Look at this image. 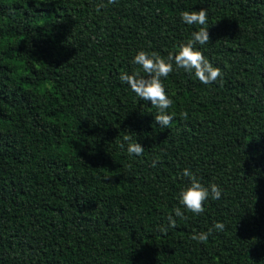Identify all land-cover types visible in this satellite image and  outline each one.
<instances>
[{"label":"trees","instance_id":"obj_1","mask_svg":"<svg viewBox=\"0 0 264 264\" xmlns=\"http://www.w3.org/2000/svg\"><path fill=\"white\" fill-rule=\"evenodd\" d=\"M200 27L222 78L173 62L162 128L120 74ZM185 168L221 189L202 214L177 200ZM0 264H264V0H0Z\"/></svg>","mask_w":264,"mask_h":264},{"label":"clouds","instance_id":"obj_2","mask_svg":"<svg viewBox=\"0 0 264 264\" xmlns=\"http://www.w3.org/2000/svg\"><path fill=\"white\" fill-rule=\"evenodd\" d=\"M107 3L116 4L117 0H107ZM101 7H106V5H98L95 9L97 13L100 12ZM180 16L183 22L188 25L203 26L208 23V12L204 8L192 11L184 10L180 13ZM209 41L208 28L200 27L198 31L191 33L190 39L176 45L174 51L168 53L167 59L155 51L148 53L143 49L139 50L135 54L133 62L140 65L147 76H142L139 71L132 74H128L127 72L120 74V80L126 82L137 97L145 101H151V105L158 110L155 113V121L162 128H167L174 116V113L169 114L167 111L172 108L173 101L166 93L161 80V77L166 78L173 71V62L177 69L182 68L185 72L194 73V77L204 85H209L222 78L221 69L213 66L202 51L196 47L197 45L203 46ZM180 115L184 120L188 118L186 111ZM122 141L119 146L123 149L126 142L129 156L143 155L144 147L140 143L134 142L130 135H124ZM156 162V160L153 161V166H155ZM181 175L188 178L189 183L180 188L177 200L188 212L195 215L202 214L205 210L204 202L208 200L209 196L213 200L221 197V189L217 184L212 183L210 186H205L191 169H183ZM173 211L175 216L184 217V212L181 211L180 207H175ZM168 221L169 227L176 226V221L172 214H169ZM224 228L223 222L215 221L213 227L209 228L206 232H196L193 230L190 239L197 243H205L208 241L213 229L223 231ZM161 231L167 232V228H161Z\"/></svg>","mask_w":264,"mask_h":264}]
</instances>
